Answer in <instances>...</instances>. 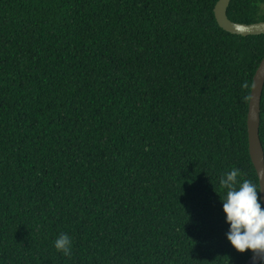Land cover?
<instances>
[{"label":"trees","instance_id":"obj_1","mask_svg":"<svg viewBox=\"0 0 264 264\" xmlns=\"http://www.w3.org/2000/svg\"><path fill=\"white\" fill-rule=\"evenodd\" d=\"M217 1L0 0V264L247 262L219 181L235 167L259 185L264 35L221 29ZM226 15L264 22V0Z\"/></svg>","mask_w":264,"mask_h":264},{"label":"clouds","instance_id":"obj_2","mask_svg":"<svg viewBox=\"0 0 264 264\" xmlns=\"http://www.w3.org/2000/svg\"><path fill=\"white\" fill-rule=\"evenodd\" d=\"M247 83L242 87H247ZM240 169L232 168L220 178L225 191L221 198L222 211L228 231L225 233L230 245L240 253L251 251L253 264H264V208L258 193L262 191L261 182L241 179ZM56 251L64 256L72 255L73 242L66 233H60L54 241Z\"/></svg>","mask_w":264,"mask_h":264},{"label":"water","instance_id":"obj_3","mask_svg":"<svg viewBox=\"0 0 264 264\" xmlns=\"http://www.w3.org/2000/svg\"><path fill=\"white\" fill-rule=\"evenodd\" d=\"M231 0H218L214 7V16L221 29L232 35L248 37L264 35V22L254 24L233 23L227 18V9ZM264 87V58L261 60L252 81L247 115V133L249 156L261 182L260 199L264 207V151L259 138L260 103ZM245 264H253L252 255ZM258 264V262H257Z\"/></svg>","mask_w":264,"mask_h":264}]
</instances>
